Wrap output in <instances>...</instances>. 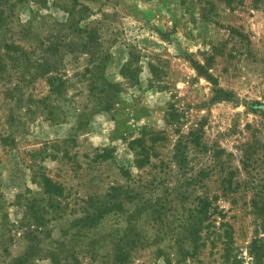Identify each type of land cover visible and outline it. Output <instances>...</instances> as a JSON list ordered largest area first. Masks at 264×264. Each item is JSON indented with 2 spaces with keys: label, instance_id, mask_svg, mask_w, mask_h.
<instances>
[{
  "label": "rangeland",
  "instance_id": "374dc122",
  "mask_svg": "<svg viewBox=\"0 0 264 264\" xmlns=\"http://www.w3.org/2000/svg\"><path fill=\"white\" fill-rule=\"evenodd\" d=\"M11 263L264 264V0H0Z\"/></svg>",
  "mask_w": 264,
  "mask_h": 264
},
{
  "label": "trees",
  "instance_id": "16d2710c",
  "mask_svg": "<svg viewBox=\"0 0 264 264\" xmlns=\"http://www.w3.org/2000/svg\"><path fill=\"white\" fill-rule=\"evenodd\" d=\"M4 2V1H3ZM10 40V39H9ZM4 47L6 48V49H10V48H12L13 47V42L10 40V43L9 42H7V41H4ZM53 77L52 76H49L48 78H47V81L49 82V84L50 85H52L53 86V84H52V82L50 81L51 79H52ZM51 86V87H52ZM140 153V152H139ZM140 159H137V161H139ZM113 189H116V187H113ZM121 203V201H114V205H119ZM11 264H14V263H11Z\"/></svg>",
  "mask_w": 264,
  "mask_h": 264
}]
</instances>
